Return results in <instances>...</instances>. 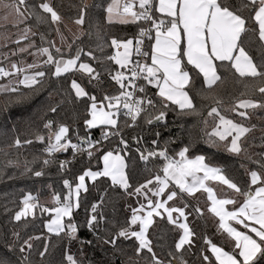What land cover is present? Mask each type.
<instances>
[{
	"label": "snow or ice",
	"instance_id": "snow-or-ice-1",
	"mask_svg": "<svg viewBox=\"0 0 264 264\" xmlns=\"http://www.w3.org/2000/svg\"><path fill=\"white\" fill-rule=\"evenodd\" d=\"M91 7L89 0H81L78 14L71 20L70 27L51 0H36L35 3L29 0H0V29H4L0 31V40L5 44L12 42L19 46L21 40H29L30 36L37 34L44 42V34L34 30L41 25H54L61 42L60 47L50 42L48 47H39L36 53H30L34 57L37 54L46 57L43 64L34 59L27 64L12 62L7 69L0 66V77L8 80L6 84H0V93L11 97L4 105L5 111L10 104L23 105L31 100L30 93L48 75L43 70L45 66L53 69L52 77L80 72L87 74L89 82L99 81V73L91 64L81 60L82 56L96 60L92 51L76 46L74 54H71L73 46L84 36L91 37L95 33L97 49L101 52L105 46L111 47L114 54L105 58L117 66L114 74L109 72L111 80L118 86L115 93L105 92L99 101L75 78L70 83L75 98H87L89 102L87 116L90 118L84 119L86 128L103 125L111 128V132L102 129L101 139L95 141L90 137L77 136L79 144L72 143L68 135L69 127L51 119L43 121V130L32 132L34 140L45 145L43 166L52 162L51 157L55 153L71 149L73 154L86 152L90 159L94 153L101 152L99 160L103 163L102 169H85L76 177L78 183L74 187L68 179H64L66 194L53 193L46 203H41L38 196L25 194L11 219L19 224L29 217L35 219L37 210L47 214L44 228L67 242L62 264H83L70 250L72 242L78 241L83 255V245L93 244L92 240H79L77 234L82 226L101 245H111L113 256L125 253L118 242L133 241L135 259L129 256L127 264H188L183 254L193 247H197L201 264H264V151L255 154L257 158L253 159L242 146V140L255 128V125L248 127L245 124L250 116L249 110L264 109V0H109L101 14L107 23L143 22L137 25L139 31L135 40L111 38L110 45H107L98 23L89 25L85 30ZM61 25L70 34V41L61 30ZM9 26L18 30L16 40H11L7 31ZM253 45L255 56L249 50ZM35 47L29 41L17 51L25 53ZM65 47L69 50L67 58L63 51ZM229 68L240 78L238 82H243L245 91L227 105L221 99L212 97L214 102L207 116L200 121L196 142L203 141L209 149H223L237 156L243 153L244 159L255 166L248 168L243 163L240 165L248 179L242 184L233 182L222 168L206 162V155L192 154L190 148L193 141L170 154L168 144L171 140L161 147L158 140L153 139L151 150L135 149L149 175L142 183L131 184L126 172L129 144L120 132V114L126 118L127 127L135 126L141 118L149 125L165 122L169 109L178 115L200 117L202 112L192 95L196 80L202 78V87L211 94L223 80L221 69ZM149 86L156 90L151 95ZM195 94L201 99L208 98L199 91ZM257 96L260 99H256ZM149 109L153 111L149 112ZM49 111L55 113L57 109L51 107ZM230 113L235 118H230ZM12 131L15 132V128ZM155 135L159 137L160 133ZM110 136L119 137L118 146L104 149L102 140H109ZM133 139L137 145L142 142L141 138ZM32 143V139L22 140L17 135L9 147L19 148ZM149 161L155 164V171L147 166ZM27 165L25 161V172H32L35 177L43 175L42 169L34 171ZM9 166L19 167L11 160L5 164V167ZM64 166L65 162L61 161L60 168ZM101 177L110 181V187H118L126 197L136 200V206H125L130 209V215L122 223L108 221L112 230L106 237L98 234L102 231L99 225L105 217L97 212L96 203L92 204L91 214L82 224L77 223L74 216V209L80 207L81 190H88L86 178L95 182ZM208 182H218L231 191L218 196ZM198 191L206 194V211L217 219V232L221 234L223 244L214 242L206 234L200 237L202 245L195 244L196 233L187 223L188 216L193 213L203 216L204 209L197 205L187 211L190 205L183 197L184 194L193 196ZM158 221L166 222L179 234L174 247L166 253L162 245L154 246L149 235L150 228L155 227ZM11 236L12 240L4 238L0 264H31L32 241L40 237L28 236L22 240L17 230H13ZM48 247L49 242L45 240L43 250L38 252L41 258L46 256ZM121 264L125 261L121 260Z\"/></svg>",
	"mask_w": 264,
	"mask_h": 264
},
{
	"label": "trees",
	"instance_id": "trees-1",
	"mask_svg": "<svg viewBox=\"0 0 264 264\" xmlns=\"http://www.w3.org/2000/svg\"><path fill=\"white\" fill-rule=\"evenodd\" d=\"M29 2L35 3L36 0H29ZM108 2L109 0H89L92 7L89 9V16L86 17L85 30L89 28V25L98 23L107 45H110L111 38L135 40L139 31L137 25L142 24V22H137L136 24L107 23L101 14L103 7ZM52 3L64 20L71 22L78 14V7L81 0H52ZM96 5H100V7H96ZM34 30L38 33H43L45 41H41L39 34L26 40L36 45L33 49L48 47L50 42H54L56 37L54 25H41L38 29ZM76 46L82 47L84 51H92L97 57L96 60H92L87 56H82L81 60L82 62L91 64L96 72L99 73V81L93 80L89 82L87 74L80 72L65 74L60 78L52 77L51 71L53 69L45 66L43 70L48 72V75L30 93L32 98L26 104H10L5 111L4 105L11 97L0 93V251H3L2 245L5 236L8 240L13 239L11 236L13 230L21 233L22 240L28 236L40 237V239L32 241L33 250L29 256L31 264H62L63 252L67 242L62 237H57L47 232V229L44 228V222L48 219V215L41 214L38 210L36 211L35 219L29 217L26 221H22L19 224L11 219L15 211L21 206L20 201L23 196L31 193L33 196H38L41 203H46L51 200L53 193H60L61 196L66 194L67 189L63 186L64 179H68L74 187L75 183H78L76 177L81 175L85 169L90 168L95 171L103 167L102 161L99 160V156L102 154L101 152L94 153L91 159L84 155L68 161L72 158L70 151H66V153L62 151L55 153L51 157L52 162L47 166H43L42 160L46 156L43 152L45 145L36 142L32 132L36 129L43 130V121L47 119H51L55 123L66 124L69 127V138L72 142H79L77 136L81 138L91 136L98 138L101 136L102 129L108 130L109 132L112 131L108 126H100L92 129L86 128L84 119L90 118L87 116L89 102L87 98L77 100L74 92L70 88V83L75 78L89 94L96 95L98 101L105 92L114 94L118 86L111 80L109 72L112 71L114 74L117 66L105 58L106 56L113 55L114 50L109 46H105L103 52L99 51L97 49L95 33L91 37L84 36L81 41H77V44L73 46L71 54H74ZM249 50L252 55H256L254 45ZM63 51L65 58H67L69 51L65 49ZM221 75L223 77L222 82L214 87L211 94H209L207 89L202 87L200 83V79L202 78L196 80L192 95L197 108L202 112V116L200 117L178 115L177 112L169 109L165 122L159 125L146 124L144 119L141 118L135 126L127 127L125 126V119L119 120L121 135L129 144V149L127 150L128 156L126 157V172L131 184L135 186L138 183H142L149 175L145 171L144 162L140 161L139 153L135 149L139 147L141 150H151L153 148L151 144L153 139H157L161 147L164 146L166 141L171 140L172 142L168 144L170 154L174 151H179L181 147L193 141L194 143L190 148L192 154L206 155L208 158L206 162L222 168L223 173L232 179L233 182L242 184L248 179L244 168H241L240 165L243 163L248 168H255V166L244 159L243 153L237 156L223 149L219 151L209 149L203 141L196 142L198 130L201 127L200 121L203 117L207 116V111L214 102L212 97L221 99L227 105L234 98L239 97L242 91H245L243 82H238L240 78L234 74V70L230 68L221 69ZM22 90L25 92L28 91L27 89ZM154 91L156 90L149 86V95ZM197 91L201 92L203 96H208V98L201 99L196 96L195 93ZM256 99H260V97L257 96ZM51 107H56L57 111L55 113L50 112L49 109ZM159 107L160 105L157 104V109ZM152 111V109H149V112ZM249 113V119L245 121V124L248 127L255 125V128L242 140V146L247 149V153L253 159H256L257 156L255 154L264 151V139H262V136H264V109L249 110ZM229 116L230 118H235L231 113ZM209 121L211 122V118H209ZM13 128H15V132L12 131ZM156 132L160 133L159 137L155 135ZM17 135L22 140L25 138L32 139L33 143L30 145H22L19 148L9 147V144H11ZM133 137L141 138L142 142L137 145ZM118 140L119 137L110 136L109 140L104 142L103 148L112 149L117 147ZM9 160L18 163L19 167H5V164ZM25 161L28 162L27 166L34 171L42 169L44 171L43 175L41 177H35L32 172H25ZM61 161L65 162L63 169L60 168ZM147 166L155 171V164L152 161H149ZM109 185L110 181L104 177L98 178L95 182H88V190L86 192H80V207L74 210L76 222L82 224L91 214L92 204L96 203L98 205L97 212L102 213L105 217V221L99 225L102 231L98 234L102 237H106L109 231L112 230V225L108 221L122 223L130 215V209H127L125 206H136L134 197H126L121 189L118 187L112 188ZM222 189L224 191H221ZM215 191L218 196H221L230 193L231 190H227L226 187H221V185L217 184ZM102 196L103 201L101 202ZM183 199L190 205L187 211H191L197 205L204 209L203 216H198L195 213L188 216L187 223L196 233L195 244L197 246L202 245L203 241L200 237L205 234L214 242L223 244L224 240L221 234L217 232V219L206 211V194L202 192H197L193 196L184 194ZM177 203H179V200H177ZM77 235L79 240L93 241L91 246L87 244L83 245V255L80 253L81 245L78 241H73L71 244V252L76 255L78 260H82L83 264H89V262L91 264H108V262L110 264H121V260L127 264L129 256L135 259L133 241L131 240L118 242L119 246L125 250V253H117L113 256L112 246L101 245V242L97 241L86 227H80ZM149 235L153 240L154 246H163L164 253L174 247V241L179 238L177 230L167 225L166 222L160 221H158L155 227L150 228ZM45 240L49 242L48 252L45 257L41 258L38 252L43 250ZM157 251L160 252V249H157ZM183 256L188 264H201L197 247H193L190 252H185Z\"/></svg>",
	"mask_w": 264,
	"mask_h": 264
},
{
	"label": "rangeland",
	"instance_id": "rangeland-1",
	"mask_svg": "<svg viewBox=\"0 0 264 264\" xmlns=\"http://www.w3.org/2000/svg\"><path fill=\"white\" fill-rule=\"evenodd\" d=\"M66 23H68L69 24V26L70 27H72V25H71V22H69V21H65ZM22 28V27H21ZM61 30L62 31H64V34L66 35V36H68L69 37V39H71V36H70V34L68 33V32H66L65 30H64V26H63V28H62V26H61ZM1 31H4V29H1ZM7 31L11 34V40H16L17 39V36H16V33H17V29H15V28H12L11 26H10V28L9 29H7ZM73 31H75V28L73 27ZM27 42V43H26ZM54 42H55V44H56V46L57 47H60L61 46V42H60V38H59V36H57L56 35V37H55V39H54ZM29 42L28 41H26V40H21L20 41V44H28ZM7 44H9V46L7 47V48H5V50H2V53L0 54V56H2L3 57V64L5 65V64H8V63H12V62H16V56H18V55H12V53L13 52H18L17 51V49H18V47H23V45H21V46H17V44H15V43H12V42H8ZM67 49V48H66ZM68 50V49H67ZM69 51V50H68ZM8 54H10V56L8 55ZM5 57H7V59L5 58ZM8 81V80H7ZM102 126V125H101ZM100 127V126H99ZM103 164V163H102ZM200 175H202V173L200 174ZM91 181V180H90ZM209 183V182H208ZM217 183H213V182H210V186H212V187H214L215 188V185H216ZM219 185V184H218ZM222 187V186H221ZM81 191H83V190H81Z\"/></svg>",
	"mask_w": 264,
	"mask_h": 264
},
{
	"label": "crops",
	"instance_id": "crops-1",
	"mask_svg": "<svg viewBox=\"0 0 264 264\" xmlns=\"http://www.w3.org/2000/svg\"><path fill=\"white\" fill-rule=\"evenodd\" d=\"M51 2H52V0H51ZM61 26H63V25H61ZM60 26V27H61ZM0 31H1V29H0ZM32 36H30L29 38H31ZM71 39H69V41H70ZM8 43V42H7ZM5 44V42L3 41V40H0V54L2 53V50H5V48H7L8 46H9V44ZM27 43V42H26ZM21 45H23V47L24 46H26L27 44H19V46H21ZM18 46V45H17ZM67 50L66 49V47L65 48H63V50ZM37 52V49H33V48H31V49H29V51L28 52H25V53H19V52H17V54L16 55H18V56H16V63H20L21 61H23L25 64H27V63H32L33 62V60L35 59L36 60V62L37 63H39V64H43V62H44V60L46 59V57H43V56H40L39 54H37L35 57L33 56V55H31L30 53H36ZM9 56H10V54H8ZM4 60H3V57L2 56H0V66H2V67H5L6 69L9 67V65H10V63H8V64H3L2 62H3ZM5 78H3V79H0V84H6L8 81H7V79L6 80H4ZM10 79H14V78H10ZM2 80H4V82H2ZM103 126V125H102ZM97 128V127H96ZM88 182H93V181H90V180H88L87 178H86V187H87V183ZM210 183V182H209ZM213 183H217V184H219L218 182H213ZM216 184V185H217ZM216 185H215V187H216ZM222 187H226L227 188V186H225V185H221ZM214 190H215V188H214ZM81 192H83V191H81ZM199 192V191H198ZM197 193V192H196ZM195 193V194H196ZM75 210V209H74Z\"/></svg>",
	"mask_w": 264,
	"mask_h": 264
},
{
	"label": "built area",
	"instance_id": "built-area-1",
	"mask_svg": "<svg viewBox=\"0 0 264 264\" xmlns=\"http://www.w3.org/2000/svg\"><path fill=\"white\" fill-rule=\"evenodd\" d=\"M143 23V22H142ZM145 45H147V40H145ZM136 57H135V54L133 53V56H132V59L134 60ZM0 79H3L2 77H0ZM120 119H126L124 116H123V114L121 113L120 114V116H119V120ZM93 141H95V140H98V139H101V136L100 137H98V138H95V137H90ZM104 142H106V140H102V145L104 144ZM72 143H77V144H79V142H72ZM83 147H87L86 145H83ZM68 151H70L71 153H72V158H70L68 161H71L72 159H74V158H76V157H81V156H84V155H86L87 156V154H86V152H84V153H80V152H78V153H76V154H73V152H72V150L71 149H69ZM43 173H44V171H43Z\"/></svg>",
	"mask_w": 264,
	"mask_h": 264
},
{
	"label": "water",
	"instance_id": "water-1",
	"mask_svg": "<svg viewBox=\"0 0 264 264\" xmlns=\"http://www.w3.org/2000/svg\"><path fill=\"white\" fill-rule=\"evenodd\" d=\"M162 123V122H161ZM161 123H153L152 125H159V124H161ZM69 136H70V130H69V134H68ZM63 153H66V151H62Z\"/></svg>",
	"mask_w": 264,
	"mask_h": 264
}]
</instances>
